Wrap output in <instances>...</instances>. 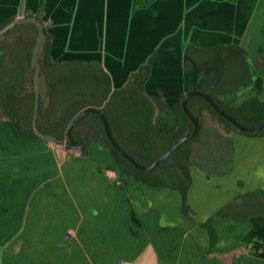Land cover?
<instances>
[{"label":"crops","instance_id":"0c3cea01","mask_svg":"<svg viewBox=\"0 0 264 264\" xmlns=\"http://www.w3.org/2000/svg\"><path fill=\"white\" fill-rule=\"evenodd\" d=\"M0 5L5 13L0 25L40 11L52 61L96 62L112 90L152 57L144 94L169 107L201 82L188 51L234 45L248 57L243 41L264 14V0H0ZM213 124L207 122L204 134ZM42 144L18 141L11 124L0 120V264H220L215 217L217 241L210 246L201 226L207 219H193L192 212L183 216L177 191L133 178L124 184L116 168L90 155L67 156L62 171L50 175L37 155ZM188 201L194 211L191 186ZM255 218L264 215L245 223L222 219L245 225ZM245 240L244 246L251 242ZM235 250L228 249L227 264H236Z\"/></svg>","mask_w":264,"mask_h":264},{"label":"trees","instance_id":"16d2710c","mask_svg":"<svg viewBox=\"0 0 264 264\" xmlns=\"http://www.w3.org/2000/svg\"><path fill=\"white\" fill-rule=\"evenodd\" d=\"M25 17L41 21L40 11L36 15L26 14ZM5 25L7 23L0 25V29ZM37 34L35 25L20 24L7 31L0 40V53L8 61L0 62V120L11 124L13 135L20 142L39 139L32 127L35 100L32 51ZM50 39L45 32V42L39 57L41 75L45 77L42 86L45 94L40 95L37 117V128L42 133L67 140V128L82 110L99 109L106 117L112 136L120 148L136 163L148 167L181 137L192 132L193 125L180 105L184 95L174 106L169 107L144 94L152 57L130 74L122 88L112 90L109 75L96 62H53ZM187 55L202 73V79L199 85L187 88L185 93L193 90L207 93L222 110L245 127H255L264 122V101L257 97H250L239 106L227 102L253 84L254 69L243 48L221 45L205 51L193 49ZM184 68L189 70L191 65L185 63ZM187 109L200 124L198 134L182 144L172 156L161 161L160 168L151 172L136 169L110 145L101 120L95 114L84 116L70 133L75 141L87 140L83 155L92 144L102 141L115 161L114 172L122 183H126V178H133L147 187L177 191L181 198V214L190 217V168L207 122L219 125L227 135L239 133L248 137H264V131L256 135L237 131L200 97L190 98ZM158 113L161 115L157 116ZM170 163L172 166L168 167ZM259 215H264V197L254 192L236 195L216 213L218 217L239 223ZM212 222L213 217H209L201 224L207 231L210 246L217 241Z\"/></svg>","mask_w":264,"mask_h":264},{"label":"rangeland","instance_id":"374dc122","mask_svg":"<svg viewBox=\"0 0 264 264\" xmlns=\"http://www.w3.org/2000/svg\"><path fill=\"white\" fill-rule=\"evenodd\" d=\"M2 14L5 13L0 11ZM261 15L260 19L254 21V26L255 22L259 23L258 29H250L251 34L243 41L249 50L248 59L254 69L253 84L229 100L235 105L252 96L264 100V14ZM0 62H8L1 53ZM221 131L219 125L210 126L199 143L196 157L192 159V217L198 221L215 217L220 264H227L228 249L233 245L236 246V264H264V219L255 218L253 224L247 222L245 225H236L234 221L216 217L218 209L232 201L236 195L248 191L264 193V137H248L239 133L229 136ZM42 143L43 149L38 150L37 155L45 159L44 172L50 175L62 171L69 161L67 156L83 155L84 151H63ZM85 155L99 158L104 167L116 168L109 149L102 141L92 144ZM79 179L83 182V178ZM242 235L247 236L245 238L251 242L244 246L241 242L247 240ZM258 237H262V244Z\"/></svg>","mask_w":264,"mask_h":264},{"label":"water","instance_id":"95a60500","mask_svg":"<svg viewBox=\"0 0 264 264\" xmlns=\"http://www.w3.org/2000/svg\"><path fill=\"white\" fill-rule=\"evenodd\" d=\"M20 24H33L36 26L38 34L37 39L35 41V45L33 47L32 51V64L34 67V78H33V89H34V113H33V120H32V127L37 135V137L41 140L47 143L48 145L54 146L57 149H61L63 151H72V150H78L82 152L85 149V144L87 140L84 141H75L73 140L71 136V129L76 125L84 116L87 114H95L99 117L101 120L104 134L106 136L107 141L110 143V145L129 163H131L136 169L142 171V172H151L155 168H160L159 164L161 161L169 158L172 156L182 144L186 143L188 140L195 137L199 130H200V124L196 117L193 115L191 111L187 109V101L192 97H200L202 98L210 107L211 109L218 114L223 119L227 120L237 131L249 134V135H256L264 131V122L259 124L255 127H245L241 123H239L235 118L231 117L229 114H227L224 110H222L213 100L211 96H209L207 93H204L202 91L193 90L189 91L184 94V96L181 99V108L183 113L186 115V117L189 119V121L193 125V130L191 133L185 134L183 137H181L170 149H168L165 153H163L161 156H159L150 166L144 167L138 163H136L132 158H130L119 146V144L115 141V139L112 136L111 129L109 126V123L104 116V114L99 110L95 108H87L82 110L69 124L67 131H66V138L67 142L65 143L64 140H60L56 138L55 136L44 134L37 128V117L39 112V101H40V95L45 94V89L42 87L45 84V77L41 75V66L39 63V57L42 50V47L45 42V30L43 27V24L32 17H25L20 19H15L8 23L6 26H4L2 29H0V40L3 38L5 33L11 29H13L15 26ZM172 163L169 164L168 167H171ZM68 238L66 235L63 238V242Z\"/></svg>","mask_w":264,"mask_h":264},{"label":"built area","instance_id":"2783aa9c","mask_svg":"<svg viewBox=\"0 0 264 264\" xmlns=\"http://www.w3.org/2000/svg\"><path fill=\"white\" fill-rule=\"evenodd\" d=\"M118 264H133L132 262L121 260L118 262Z\"/></svg>","mask_w":264,"mask_h":264},{"label":"flooded vegetation","instance_id":"af4514ba","mask_svg":"<svg viewBox=\"0 0 264 264\" xmlns=\"http://www.w3.org/2000/svg\"><path fill=\"white\" fill-rule=\"evenodd\" d=\"M65 141V143L67 142V140H64ZM44 142V141H43ZM91 147V146H90ZM90 149V148H89ZM85 150V149H84Z\"/></svg>","mask_w":264,"mask_h":264}]
</instances>
